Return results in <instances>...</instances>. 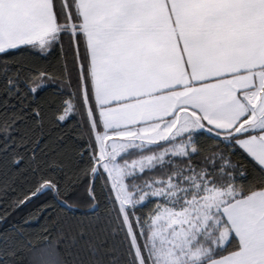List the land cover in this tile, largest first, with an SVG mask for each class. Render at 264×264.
Here are the masks:
<instances>
[{
    "label": "snow or ice",
    "instance_id": "6c2138e0",
    "mask_svg": "<svg viewBox=\"0 0 264 264\" xmlns=\"http://www.w3.org/2000/svg\"><path fill=\"white\" fill-rule=\"evenodd\" d=\"M26 47L63 55L50 98ZM0 54V168L38 177L12 207L67 210L44 264H264V0H0Z\"/></svg>",
    "mask_w": 264,
    "mask_h": 264
},
{
    "label": "trees",
    "instance_id": "16d2710c",
    "mask_svg": "<svg viewBox=\"0 0 264 264\" xmlns=\"http://www.w3.org/2000/svg\"><path fill=\"white\" fill-rule=\"evenodd\" d=\"M67 48V41H65ZM3 54H0L2 56ZM13 59H29L33 63L47 67L50 72L57 75L55 84L50 85L48 89L41 93L43 97H51L53 90L58 86L63 87L59 77L65 72V63L63 55L59 48L54 49L47 56L39 57L33 53V50L27 48L24 51L16 52ZM68 71H73L71 63V54L68 57ZM74 75V72H73ZM53 137L57 135L52 133ZM202 143L213 144L205 134L200 137ZM222 148L223 144L220 145ZM233 160H240L239 154L233 156ZM244 166L250 167L252 161L250 158L241 161ZM23 168V165H21ZM5 169L0 168V233H12L17 236L19 245L15 256L5 257L0 254V264L7 260L8 264H44L46 257L44 251L50 246L55 245V232L52 230V223L49 217L55 213L67 211L59 207L54 192H46L38 197H33L30 202L13 208V201L23 200L30 195L36 187L38 177L33 176L30 171H24L17 174V170L9 171L5 174ZM50 176H55L54 171L49 172ZM102 181L97 182V189ZM58 260L63 261L64 254L62 246L59 248Z\"/></svg>",
    "mask_w": 264,
    "mask_h": 264
}]
</instances>
